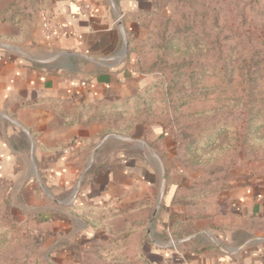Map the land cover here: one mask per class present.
Masks as SVG:
<instances>
[{
    "label": "crops",
    "instance_id": "obj_1",
    "mask_svg": "<svg viewBox=\"0 0 264 264\" xmlns=\"http://www.w3.org/2000/svg\"><path fill=\"white\" fill-rule=\"evenodd\" d=\"M75 1L93 10L84 15ZM170 1L36 0L25 11L31 13L26 34L17 21H0L1 147L20 152L11 143L20 134L34 142L35 152V162L17 164L10 154L3 162L12 171L22 169L14 174L13 186H21L12 189L16 196L36 182L45 184L24 212L48 220L41 225L55 236L46 256L50 264H82L96 243L128 226L135 231L133 254L143 252L152 264H264V226L255 224L264 221V182H237L223 197L230 211L198 221L195 233L174 249L173 222L197 209L173 203L185 184L176 165V134L152 125L131 136L103 135L104 124L80 123L77 115L151 90V77L136 71L126 46L139 20L166 13ZM8 121L18 128H9ZM137 220L148 222L145 230L133 224Z\"/></svg>",
    "mask_w": 264,
    "mask_h": 264
},
{
    "label": "rangeland",
    "instance_id": "obj_2",
    "mask_svg": "<svg viewBox=\"0 0 264 264\" xmlns=\"http://www.w3.org/2000/svg\"><path fill=\"white\" fill-rule=\"evenodd\" d=\"M16 1L0 0V15ZM169 6L166 13L140 19L138 33L126 46L136 71L158 82L145 94L150 98L145 105L96 108L84 114L78 110L77 115L80 123L84 119L85 123L104 124L103 135L131 136L137 128L147 130V123L170 128L180 141L176 165L185 179L176 193L200 187L211 201L217 193L229 212L223 197L237 182L246 178L250 184L264 182V0H171ZM88 116L97 117L88 120ZM7 124L18 128L12 122ZM0 137H4L1 123ZM1 140L0 264H50L51 258L46 256L55 236L41 225L48 220L24 212V205L42 194L45 184L36 182L16 196L13 190L21 186H13L14 174L19 176L22 169L12 171L3 162L9 154L17 164L25 158L35 162L34 142L18 134L11 143L20 152L8 154ZM110 144L118 146L114 141ZM220 179L231 182L232 188L218 193ZM176 205L186 208L192 204L180 198ZM200 220L182 240L195 233ZM255 224L261 227L264 221ZM134 256L127 254V264H141L131 261ZM93 262L106 264L94 247L82 264Z\"/></svg>",
    "mask_w": 264,
    "mask_h": 264
},
{
    "label": "trees",
    "instance_id": "obj_3",
    "mask_svg": "<svg viewBox=\"0 0 264 264\" xmlns=\"http://www.w3.org/2000/svg\"><path fill=\"white\" fill-rule=\"evenodd\" d=\"M34 5H36V0H17L16 3H13L12 5H10L6 9V11H4L0 15V21L7 22V21L15 20L17 21L19 27L23 30L24 34H26V32H28L29 30L27 16L30 17L29 14L31 13L28 14V13H25V11L28 10L29 12V9L33 7ZM155 84H158V82H155V83L152 82L151 89L156 87ZM145 94L141 95L137 99H133L132 101H128L123 104H100L95 107H91V108L88 107V109L86 108L81 109V113L84 114V112L86 111L89 113L91 111L92 113V110H96V108L104 109V108L110 107V108H117V109H128L129 107H132L137 104L145 105V100L150 99V98H147ZM96 117L97 116L95 117L88 116L87 118H90L88 120H96L95 119ZM149 126H152V125L148 123L145 125L146 128ZM228 148L231 149V146H229ZM236 149H238L237 146H236ZM218 183H219L218 193L226 189L232 188V184H230L231 182L229 183L230 185L226 184L224 179L218 180ZM214 194H216L215 200L211 201V200H208L207 198L209 196V193L201 190L200 187H198V189L196 190L190 187V188L184 189L183 192H181V190L177 192L174 197V202H173L174 204H178L180 198H183V199L185 198V201H187L189 204L194 205L198 209V211L194 214L176 219L173 222L169 230L170 236L176 240L177 239L182 240L193 232L192 226L195 223V221H197L198 219H204V218L213 217L215 215L226 213L227 204H225L224 201L221 200L219 196L217 197V193H214ZM214 194H211V196H213ZM133 224L143 226L145 230V227H146L145 220H141V221L137 220L133 222ZM134 233L135 231L132 227L130 226L125 227L124 229L116 233H113L111 238L105 239L99 243H96L94 245V251H97L98 254L100 253L101 257H103V259L106 261V264L107 263L127 264L129 261L127 259L128 258L127 254L131 256L134 254H130V253H134V251H137L136 244L132 241V237ZM134 257H135L134 260H131V261H135V262L138 261L141 264H152L144 256L143 252H141L140 254L136 253ZM90 264H94V262Z\"/></svg>",
    "mask_w": 264,
    "mask_h": 264
},
{
    "label": "built area",
    "instance_id": "obj_4",
    "mask_svg": "<svg viewBox=\"0 0 264 264\" xmlns=\"http://www.w3.org/2000/svg\"><path fill=\"white\" fill-rule=\"evenodd\" d=\"M75 4L77 7V10L84 15L89 14L93 10V6L89 3L82 2V1H75ZM46 25L48 27L50 25V20L48 18L46 19ZM184 241L185 240L177 241L171 237L170 245L172 248L177 249L178 246L182 244Z\"/></svg>",
    "mask_w": 264,
    "mask_h": 264
}]
</instances>
